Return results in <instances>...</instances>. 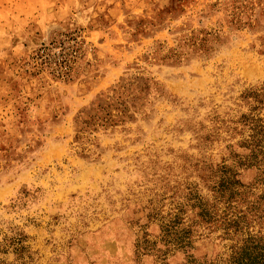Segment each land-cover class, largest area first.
Returning <instances> with one entry per match:
<instances>
[{"label": "rangeland", "instance_id": "1", "mask_svg": "<svg viewBox=\"0 0 264 264\" xmlns=\"http://www.w3.org/2000/svg\"><path fill=\"white\" fill-rule=\"evenodd\" d=\"M262 164L264 0H0V264H264Z\"/></svg>", "mask_w": 264, "mask_h": 264}, {"label": "trees", "instance_id": "2", "mask_svg": "<svg viewBox=\"0 0 264 264\" xmlns=\"http://www.w3.org/2000/svg\"><path fill=\"white\" fill-rule=\"evenodd\" d=\"M99 110H102V111H105V109L101 106H98ZM111 116V114L109 112L105 113V114H96V115H92V114H89V113H86L84 114V120L81 121L82 125L85 126L86 124H88V120H95L94 122L96 121H100V122H108L110 121L109 120V117ZM87 126V125H86ZM261 140H257V142L255 143L256 147L260 146L261 147ZM260 152H262L260 150ZM251 161L255 164H258V153H255L254 151L252 152L251 154ZM264 166V164H262ZM264 175V173H263Z\"/></svg>", "mask_w": 264, "mask_h": 264}]
</instances>
